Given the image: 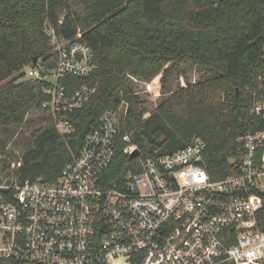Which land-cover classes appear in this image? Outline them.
Masks as SVG:
<instances>
[{"label": "built area", "instance_id": "obj_1", "mask_svg": "<svg viewBox=\"0 0 264 264\" xmlns=\"http://www.w3.org/2000/svg\"><path fill=\"white\" fill-rule=\"evenodd\" d=\"M44 27L54 66L27 65L25 74L45 83L42 106L63 136L96 91L72 78L96 65L80 31L66 38ZM125 109L103 112L54 180H0V264H264V128L236 137L231 172L216 179L200 137L141 152L123 129ZM251 110L264 118V99ZM118 152L131 164L114 179L107 171Z\"/></svg>", "mask_w": 264, "mask_h": 264}, {"label": "trees", "instance_id": "obj_2", "mask_svg": "<svg viewBox=\"0 0 264 264\" xmlns=\"http://www.w3.org/2000/svg\"><path fill=\"white\" fill-rule=\"evenodd\" d=\"M45 23L66 38L80 31L96 65L87 76L72 78L76 86L86 83L96 91L70 114L74 130L63 136L42 106V80L6 81L34 65V57L45 68L54 66ZM186 60L204 67L206 75L143 117L129 76L148 81L166 64ZM162 81L165 86L166 77ZM259 98L264 99V0H0V126L26 122L32 109L48 121L32 133L33 147L21 156L0 149L2 177L54 180L100 115L124 103L123 129L141 152L175 151L200 137L206 143L203 165L222 178L231 172L236 137L264 128V118L251 110ZM130 164L118 152L107 173L115 179ZM257 223L264 230V205Z\"/></svg>", "mask_w": 264, "mask_h": 264}, {"label": "rangeland", "instance_id": "obj_3", "mask_svg": "<svg viewBox=\"0 0 264 264\" xmlns=\"http://www.w3.org/2000/svg\"><path fill=\"white\" fill-rule=\"evenodd\" d=\"M26 70L27 68L25 66L20 71L14 72L6 81L13 78L17 81L27 80ZM162 70L158 75L148 81L140 77L129 76V84L142 102V107L145 109L143 117H147L152 113L173 91L192 85L206 75L204 67L190 60L180 62L177 65L168 63ZM21 73L23 76H19ZM163 77H166L165 86H163ZM124 106V103H121L119 109H123ZM39 117L40 113L32 109L26 117V122L0 126V149L10 151L17 156H21L23 152L31 149L33 147L30 138L32 133L34 131L38 133L47 126L48 121H41V117ZM12 163H10L9 168L13 167ZM3 178L0 175V180Z\"/></svg>", "mask_w": 264, "mask_h": 264}, {"label": "water", "instance_id": "obj_4", "mask_svg": "<svg viewBox=\"0 0 264 264\" xmlns=\"http://www.w3.org/2000/svg\"><path fill=\"white\" fill-rule=\"evenodd\" d=\"M32 62H33V64H35L37 62V57H34ZM138 153H139V150L136 149L132 154H130V158L134 157Z\"/></svg>", "mask_w": 264, "mask_h": 264}]
</instances>
